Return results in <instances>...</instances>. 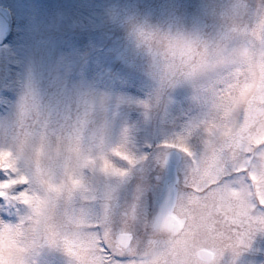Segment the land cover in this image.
Returning a JSON list of instances; mask_svg holds the SVG:
<instances>
[{"label":"rangeland","instance_id":"rangeland-1","mask_svg":"<svg viewBox=\"0 0 264 264\" xmlns=\"http://www.w3.org/2000/svg\"><path fill=\"white\" fill-rule=\"evenodd\" d=\"M249 10L250 28L258 20L264 0H242ZM17 16L15 35L0 47V147H11L23 98L31 96L53 118L71 116L87 102L107 129L106 141L123 139L137 157L124 177H110L88 170L85 179L99 193L97 198L77 200L76 207L88 218L103 214V194L115 191L113 215L131 212L148 236L155 225L165 179V157L175 150L178 166L176 200L192 158L166 146L184 137L199 157L207 136L204 121L212 114V80L181 83L154 113L141 102L154 88L146 73L144 56L127 37L120 20L135 14L167 29H184L215 36L224 30L223 15L229 0H0ZM250 36L239 33L232 47ZM30 264H76L60 247L47 244L34 250ZM218 264H264V231H258L239 254L230 249Z\"/></svg>","mask_w":264,"mask_h":264},{"label":"clouds","instance_id":"clouds-1","mask_svg":"<svg viewBox=\"0 0 264 264\" xmlns=\"http://www.w3.org/2000/svg\"><path fill=\"white\" fill-rule=\"evenodd\" d=\"M229 3L230 7L223 15L225 28L215 36L163 28L135 14H128L120 20L127 37L143 54L146 73L154 82L152 93L141 102L146 113L156 112L166 102L169 92L181 83L213 81L215 73L223 67L226 50L232 47L233 39L249 22V10L242 0H229ZM258 16L259 21H264V7L259 9ZM258 20L255 24L259 32ZM236 58L250 61L256 80H264V54L259 50L253 54L239 49ZM212 115H217L213 107ZM106 135L103 118L98 117L87 102L81 103L71 116L53 118L46 108L40 104L37 106L31 96L22 99L11 147H4L10 148L11 154L0 152V164H12L18 158L21 169L31 180L33 213L31 222L22 228L0 229V264H30L31 253L45 244L62 248L76 264L77 258L80 264H91V251L87 246L75 245L74 242L75 255H70L64 245V234L72 240L82 220L99 223L101 231L108 234L113 244L118 234H132V250H147V241L170 238L168 232L152 227L145 239L131 212L117 219L113 215L114 190L103 194L104 212L96 218L86 217L76 207L78 199L87 201L99 195L85 179L88 170L120 177L102 171L101 154L112 167L127 174L130 168L120 166L117 159L126 161L129 166L138 162L123 139L110 145ZM117 152L128 155L136 163H129ZM89 158L95 163L92 164ZM86 161L89 162L85 164ZM78 178H82V184L76 186L73 181ZM261 182L264 183V178ZM193 215L195 219L191 222L186 245L182 244L177 249L180 258L184 257L185 251L192 254L200 248H214L217 255L210 264H218L225 250L235 253L214 236L205 210L195 209ZM211 219L215 220L219 230L222 218L216 216ZM196 264H200L198 259Z\"/></svg>","mask_w":264,"mask_h":264},{"label":"snow or ice","instance_id":"snow-or-ice-1","mask_svg":"<svg viewBox=\"0 0 264 264\" xmlns=\"http://www.w3.org/2000/svg\"><path fill=\"white\" fill-rule=\"evenodd\" d=\"M240 33L250 38L238 47L226 50L221 70L215 73L211 92V114L204 121L207 133L204 149L196 157L184 137L166 146L174 147L192 158L189 171L183 180V189L173 210L153 227L170 234L169 239L149 240L147 250H132L130 233H120L113 244L108 234L101 231L99 223L82 220L79 231L69 240L64 234V245L70 255L75 245L87 246L91 251V264H210L217 251L200 248L195 253L185 251L179 257L177 249L187 242L193 210H205L211 220L209 228L236 254L250 245L258 231H264V80L257 81L250 61L238 59L239 49L264 54V21ZM36 105L39 103L36 101ZM0 152L11 149L0 147ZM129 163L136 161L117 152ZM102 171L112 176L124 177L126 171L112 167L101 154ZM94 164L95 161L89 158ZM89 161H86L87 164ZM79 186L82 178L73 181ZM34 195L31 180L21 169L18 158L12 164H0V229L22 228L31 222ZM222 218L216 228L212 217ZM53 243L55 240L52 241ZM192 257H195L193 259ZM77 264H80L77 258Z\"/></svg>","mask_w":264,"mask_h":264},{"label":"water","instance_id":"water-1","mask_svg":"<svg viewBox=\"0 0 264 264\" xmlns=\"http://www.w3.org/2000/svg\"><path fill=\"white\" fill-rule=\"evenodd\" d=\"M5 12L6 10L0 8V44L3 43L5 38L8 37L12 25L11 20L10 19L8 20L7 19L8 17L5 16L4 14ZM167 162L172 166V170L174 171L176 165L179 162V155L175 152H172L167 157ZM174 186H175V181L169 184L168 186H166L165 195L163 197L160 210L156 217V223L161 221L172 210V207L174 205Z\"/></svg>","mask_w":264,"mask_h":264},{"label":"flooded vegetation","instance_id":"flooded-vegetation-1","mask_svg":"<svg viewBox=\"0 0 264 264\" xmlns=\"http://www.w3.org/2000/svg\"><path fill=\"white\" fill-rule=\"evenodd\" d=\"M158 178H161V179H165V182L166 180L169 179V171L167 170L166 166H165V172L163 173V175L159 174V176H157Z\"/></svg>","mask_w":264,"mask_h":264}]
</instances>
